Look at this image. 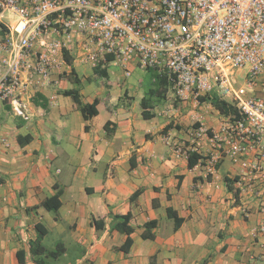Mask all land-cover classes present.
Returning a JSON list of instances; mask_svg holds the SVG:
<instances>
[{
  "label": "crops",
  "instance_id": "crops-1",
  "mask_svg": "<svg viewBox=\"0 0 264 264\" xmlns=\"http://www.w3.org/2000/svg\"><path fill=\"white\" fill-rule=\"evenodd\" d=\"M11 21L8 13L0 16L5 26ZM78 65L83 64H74L77 72ZM84 66L89 85L81 88L82 100H99V112L89 120L60 93L74 87L67 78L34 92L28 122L0 102V264H36L31 242L37 223L48 229L47 247L59 241L66 246L56 264H264V236L253 237L264 213L256 200L246 213L226 183L237 167L224 159L218 166L223 182L215 188L201 164L190 167L189 158L175 155L169 143H190L198 126L190 115L211 130L218 128L209 105L196 112L194 103H183L178 113L189 112L184 125H168L158 106L145 118L140 76L126 77L110 66L101 78L104 87L97 85L94 68ZM37 93L46 108L33 102ZM55 184L63 193L61 207L53 212L42 202L55 194ZM169 208L182 218L180 226ZM128 212L135 230L125 252L120 247L126 235L112 230L111 223L115 214ZM97 220L104 226L97 227ZM152 220L157 221L154 236L145 237V224Z\"/></svg>",
  "mask_w": 264,
  "mask_h": 264
},
{
  "label": "built area",
  "instance_id": "built-area-1",
  "mask_svg": "<svg viewBox=\"0 0 264 264\" xmlns=\"http://www.w3.org/2000/svg\"><path fill=\"white\" fill-rule=\"evenodd\" d=\"M7 13L13 21L0 41V102L15 116L30 121L34 92L70 73L66 53L73 64L116 66L126 77L132 67L164 75L166 116L176 102L201 106L216 87L239 115H222L212 130L195 118L189 144L169 143L177 156L200 154L215 188L223 182L218 166L229 159L245 212L256 200L264 213V0H0V16ZM241 70L245 83L235 78Z\"/></svg>",
  "mask_w": 264,
  "mask_h": 264
},
{
  "label": "trees",
  "instance_id": "trees-1",
  "mask_svg": "<svg viewBox=\"0 0 264 264\" xmlns=\"http://www.w3.org/2000/svg\"><path fill=\"white\" fill-rule=\"evenodd\" d=\"M6 31H7L6 26L0 23V41L4 38ZM66 60L71 65V71L69 74H67L65 78L69 79L70 82H72L73 84H76L78 86L81 85L82 79L79 76L73 64V57L66 53ZM94 72L102 76H107V70L101 69L100 67L94 68ZM144 91H145V94L141 101V105L143 107L142 113L145 118H151L154 116V114L151 113L149 109L154 108L158 104V102L162 98H164L165 94L168 91V83H167L165 76L153 71L151 75V80L145 83ZM60 93L63 96L71 97L74 105L81 111V113L83 114V117L86 120H89L93 116L98 114L99 111H98L97 105L99 103V100L95 99L91 103L84 102L82 100L80 87L64 89V90H61ZM40 96H41L40 93H37V95L33 97V102L36 104H40L46 108V104L41 103L38 100V97ZM200 99L203 102L204 101L210 102L223 115H229L231 113H235L236 115H239L233 103L221 98L220 95H218L216 91H212L211 93H208L207 95L202 96ZM168 125H173V123H170ZM86 128H88V126ZM168 128L169 126H167L165 129H168ZM188 158H189V162H188L189 166L193 167L194 165L199 163L202 156L196 152H190ZM226 183H227L229 190L234 189L231 178L227 177ZM54 186L56 189L55 194L46 198L42 202V206L45 209H47L48 211H53V212L57 211L61 207L62 205L61 195L63 193V189L59 187L58 184H55ZM140 193H141L140 190L133 193V195L131 196V201H134L140 195ZM169 214L171 217L175 219L176 227L180 226V224L183 221L182 218L178 217L175 211H172L170 208H169ZM132 219H133V214L131 212H128L125 214H115L113 216L112 223H111L112 230H117L126 235L125 242L120 247V249L124 250L125 252H128L130 250V247L133 243L131 234L134 232L135 228L132 224ZM94 223L99 228L104 226L103 220H97V221H94ZM145 225H146L147 232L144 233L143 235L145 237L152 238L154 235L151 232V230L157 225V221L156 220L148 221ZM36 230H37V237L35 240L31 242V251L34 254V260L36 264H56L59 258L66 252L65 244L62 241H59L55 245L54 248H49L43 242V238L47 234V231H48L46 226L42 223H37ZM23 254H24V251L22 250L18 251L19 259L21 261L24 260V258L22 257Z\"/></svg>",
  "mask_w": 264,
  "mask_h": 264
},
{
  "label": "rangeland",
  "instance_id": "rangeland-1",
  "mask_svg": "<svg viewBox=\"0 0 264 264\" xmlns=\"http://www.w3.org/2000/svg\"><path fill=\"white\" fill-rule=\"evenodd\" d=\"M75 59V58H74ZM77 64L78 61H76ZM75 62V63H76ZM89 67V66H88ZM78 68V73L79 75L81 76V78L85 79L81 85H76V84H72L74 87H80V88H83V87H86L89 85V81L88 79L85 78L84 76V73L85 71L87 70V67H85L84 65H78L77 66ZM132 76L133 78H137V77H141L144 81V86H145V83L149 82L151 80V75L153 73L154 70H142V69H139V68H135V67H132ZM88 72H91V71H88ZM95 77H99L100 78V81L97 83V85L99 86H104V87H107V83H106V80L105 79H101L102 78V75H95ZM235 78L238 79V81H240V83H245V81H243V78H244V71L241 70V71H237L236 72V75H235ZM214 91H216V87L214 88ZM171 104V101L169 100V97H167V95L165 94L164 98H162L158 104L156 106H158V111L161 112L162 110H164L165 108H167L169 105ZM204 107L203 108H207L206 106L209 105V107L207 108L208 110V115L212 116L214 119H216L218 122H219V119L222 117V113H220V111L218 109H216L214 107V105H212L210 102H204L202 104ZM201 105V106H202ZM183 108V104L181 103H174L173 104V109L174 111L170 114V116H166L165 114H162L165 118H166V121H169V123H173V125H184L185 123V120H184V116L186 115H189V112H185V113H178L180 110H182ZM195 111H201V109H198V107L195 109ZM203 111V110H202ZM178 113V114H177ZM190 117V118H189ZM189 120H191V123L194 121V119L191 118V115L189 116Z\"/></svg>",
  "mask_w": 264,
  "mask_h": 264
}]
</instances>
